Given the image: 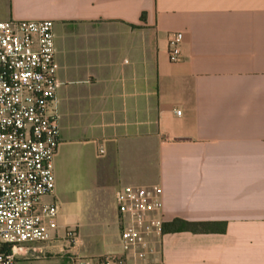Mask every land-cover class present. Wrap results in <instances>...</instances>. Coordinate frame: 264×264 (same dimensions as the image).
<instances>
[{
    "label": "crops",
    "instance_id": "crops-1",
    "mask_svg": "<svg viewBox=\"0 0 264 264\" xmlns=\"http://www.w3.org/2000/svg\"><path fill=\"white\" fill-rule=\"evenodd\" d=\"M10 18L54 21V172L76 162L115 203L158 184L164 220L222 222L164 233L166 264H264V0H0Z\"/></svg>",
    "mask_w": 264,
    "mask_h": 264
},
{
    "label": "built area",
    "instance_id": "built-area-1",
    "mask_svg": "<svg viewBox=\"0 0 264 264\" xmlns=\"http://www.w3.org/2000/svg\"><path fill=\"white\" fill-rule=\"evenodd\" d=\"M183 38L169 35L171 62L181 60ZM55 53L52 19L0 20V264L44 263L58 252L66 264H166L160 185L117 189L118 249L90 256L72 251L79 227L61 225L57 201L44 200L55 191L60 143Z\"/></svg>",
    "mask_w": 264,
    "mask_h": 264
},
{
    "label": "rangeland",
    "instance_id": "rangeland-1",
    "mask_svg": "<svg viewBox=\"0 0 264 264\" xmlns=\"http://www.w3.org/2000/svg\"><path fill=\"white\" fill-rule=\"evenodd\" d=\"M55 171L59 223L78 226L80 231V242L72 251L90 256L118 249V214L111 186L106 182L98 184L94 175L85 177L77 174L76 162L69 163L68 167L63 161ZM53 257L44 263L28 264H58L57 259L65 264L69 262L61 252Z\"/></svg>",
    "mask_w": 264,
    "mask_h": 264
},
{
    "label": "trees",
    "instance_id": "trees-1",
    "mask_svg": "<svg viewBox=\"0 0 264 264\" xmlns=\"http://www.w3.org/2000/svg\"><path fill=\"white\" fill-rule=\"evenodd\" d=\"M145 18V15H142ZM183 230H190L194 232L200 231H220L222 230V222L211 221V222H201V221H188L180 218H174L169 221L164 220L163 222V232H179Z\"/></svg>",
    "mask_w": 264,
    "mask_h": 264
}]
</instances>
